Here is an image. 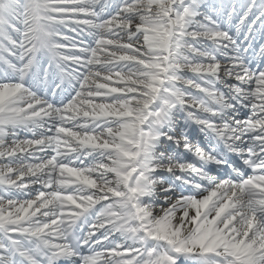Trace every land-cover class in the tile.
Instances as JSON below:
<instances>
[{"label": "snow or ice", "instance_id": "1", "mask_svg": "<svg viewBox=\"0 0 264 264\" xmlns=\"http://www.w3.org/2000/svg\"><path fill=\"white\" fill-rule=\"evenodd\" d=\"M0 264H264V0H0Z\"/></svg>", "mask_w": 264, "mask_h": 264}, {"label": "rangeland", "instance_id": "2", "mask_svg": "<svg viewBox=\"0 0 264 264\" xmlns=\"http://www.w3.org/2000/svg\"><path fill=\"white\" fill-rule=\"evenodd\" d=\"M247 113H245V115H246ZM196 132H197V130L196 129H194ZM191 135H193V134H191ZM23 138H25V135H23V136H21V139H23ZM194 142V141H193Z\"/></svg>", "mask_w": 264, "mask_h": 264}, {"label": "bare ground", "instance_id": "3", "mask_svg": "<svg viewBox=\"0 0 264 264\" xmlns=\"http://www.w3.org/2000/svg\"><path fill=\"white\" fill-rule=\"evenodd\" d=\"M192 131V130H191ZM193 133V132H192ZM199 134L197 133V136H198ZM200 137V136H199ZM199 137H198V139H199ZM200 139L201 140H203V138L202 137H200ZM116 239H118V237L116 238Z\"/></svg>", "mask_w": 264, "mask_h": 264}]
</instances>
